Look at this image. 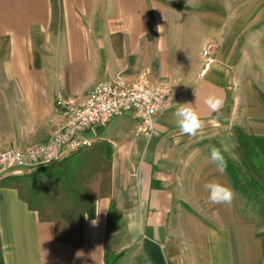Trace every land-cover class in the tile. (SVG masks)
Returning a JSON list of instances; mask_svg holds the SVG:
<instances>
[{"label":"crops","instance_id":"obj_1","mask_svg":"<svg viewBox=\"0 0 264 264\" xmlns=\"http://www.w3.org/2000/svg\"><path fill=\"white\" fill-rule=\"evenodd\" d=\"M60 5L53 31L51 0H0V151L44 142L63 120L56 93L83 99L104 79L131 81L145 72L165 80L169 107L149 137L136 134L130 114L90 132L112 147L110 194L85 218L81 246L57 241L53 222L40 221L14 188L0 187L3 263L104 264L111 248L123 252L117 264H264L254 216L240 211L225 172L203 146L190 145L173 117L177 103H191L203 128L220 127L232 144L234 125L264 137V0ZM206 42L217 45L215 59L200 74ZM213 94L224 101L219 113L205 103ZM6 174L0 169V177ZM210 181L233 189L230 207L207 201L203 185ZM112 202L123 225L106 234Z\"/></svg>","mask_w":264,"mask_h":264},{"label":"trees","instance_id":"obj_2","mask_svg":"<svg viewBox=\"0 0 264 264\" xmlns=\"http://www.w3.org/2000/svg\"><path fill=\"white\" fill-rule=\"evenodd\" d=\"M52 2V24H61L60 0ZM262 96L261 93H258ZM232 134L238 159L234 160L221 150L226 161L225 172L232 188L243 193L246 187L255 188L264 197V137L248 134L234 125ZM112 147L105 140L93 141L89 146L42 167L22 174L0 177V187L14 188L29 209L37 212L40 221L54 223L55 238L73 247L83 243L85 218L94 215V203L110 194V162ZM122 219L112 202L110 204L106 234L122 227ZM123 252L105 250L104 264H117ZM0 264L3 263L0 244Z\"/></svg>","mask_w":264,"mask_h":264},{"label":"built area","instance_id":"obj_3","mask_svg":"<svg viewBox=\"0 0 264 264\" xmlns=\"http://www.w3.org/2000/svg\"><path fill=\"white\" fill-rule=\"evenodd\" d=\"M217 45L206 42L201 50L203 74L215 59ZM171 86L165 80L152 81L145 72L133 80L121 77L96 82L83 99L57 92L56 110L63 120L51 129L48 138L28 147L0 151V169L22 174L58 161L89 146L90 132L105 127L124 114L136 119V134L149 137L157 118L169 107Z\"/></svg>","mask_w":264,"mask_h":264},{"label":"clouds","instance_id":"obj_4","mask_svg":"<svg viewBox=\"0 0 264 264\" xmlns=\"http://www.w3.org/2000/svg\"><path fill=\"white\" fill-rule=\"evenodd\" d=\"M157 31H162L160 26H157ZM223 98L217 95H209L205 103L209 109L219 113L223 105ZM173 117L182 135L195 136L203 128V121L199 113L191 103H177ZM210 160L216 166L220 173H223L227 167L221 150L215 146L210 148ZM208 192L207 201L211 204H226L229 207L235 199V193L230 187L216 181H210L203 185ZM95 223V222H94Z\"/></svg>","mask_w":264,"mask_h":264},{"label":"rangeland","instance_id":"obj_5","mask_svg":"<svg viewBox=\"0 0 264 264\" xmlns=\"http://www.w3.org/2000/svg\"><path fill=\"white\" fill-rule=\"evenodd\" d=\"M186 136L189 138L188 141H190L191 143L190 145L203 146L206 149V151L208 150L209 155H210V148L212 146H215L217 148L223 149L231 159L234 160L238 159V154L235 148L236 143L232 144V142L226 136H224V134L222 135V131L218 126H211L205 129L203 128L195 136H189V135ZM237 192L239 196L240 211H242L246 215L254 216L256 231L260 233L264 241V197L261 196L260 193L257 192L255 188L250 189L249 187H246L243 193L240 191ZM115 239H117L116 246H118L117 248H119V246L121 245L120 243L122 242L121 240L123 239V234L119 232L118 234H116ZM108 250H111V248Z\"/></svg>","mask_w":264,"mask_h":264}]
</instances>
